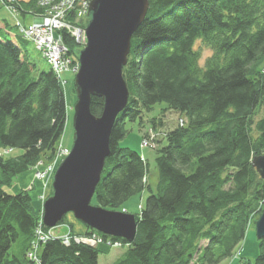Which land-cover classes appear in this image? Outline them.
Returning <instances> with one entry per match:
<instances>
[{
	"label": "trees",
	"instance_id": "1",
	"mask_svg": "<svg viewBox=\"0 0 264 264\" xmlns=\"http://www.w3.org/2000/svg\"><path fill=\"white\" fill-rule=\"evenodd\" d=\"M41 1L11 3L23 17L42 16L49 8ZM9 28L0 23V264H98L103 250L75 241L72 223L67 242L46 235L42 208L31 195L34 184L15 193L4 190L39 160L54 157L67 121L60 73L50 65L41 69L29 58V42ZM60 33L77 61L80 45ZM196 41L212 51L203 65ZM263 60L264 0H148L122 68L127 104L112 127L110 153L90 203L121 211L133 196L146 189L148 195L133 214L131 241L82 223L88 236L127 246L115 264H220L232 257L264 210V178L252 165L264 154ZM162 102L166 107L157 117L144 119ZM102 110L103 99L93 96L91 113ZM166 111L178 118L162 132ZM137 120L155 151L154 189L147 182V159L119 146L125 122ZM8 149L16 155L4 154ZM257 243L256 257L238 264H264V237Z\"/></svg>",
	"mask_w": 264,
	"mask_h": 264
},
{
	"label": "water",
	"instance_id": "2",
	"mask_svg": "<svg viewBox=\"0 0 264 264\" xmlns=\"http://www.w3.org/2000/svg\"><path fill=\"white\" fill-rule=\"evenodd\" d=\"M148 0H90L85 44L79 51L74 77L77 101L73 106V143L56 167L52 194L42 204V223L57 226L71 213L88 227L131 241L136 231L133 214L92 205L105 158L110 153V133L117 115L128 100L122 75L130 41L143 22ZM103 99L99 116L90 111L92 97ZM253 167L264 178V154L255 156ZM256 238L264 237V210L255 220Z\"/></svg>",
	"mask_w": 264,
	"mask_h": 264
},
{
	"label": "rangeland",
	"instance_id": "3",
	"mask_svg": "<svg viewBox=\"0 0 264 264\" xmlns=\"http://www.w3.org/2000/svg\"><path fill=\"white\" fill-rule=\"evenodd\" d=\"M11 1L15 2L17 0H11ZM11 1L10 0H0V23H7L10 27L9 29L11 30L10 31L11 33L15 34L19 32L18 30L19 24L25 28H29L33 24H38L36 22L40 21L41 17H39L38 19L34 15L29 14V13L24 15V17L21 16L20 14H17L16 9L14 8V5L13 3H11ZM5 2L11 3V6L9 4L8 6ZM65 9L68 10L69 8L65 7ZM65 9L61 8L59 13H61V11ZM85 9L87 10L86 13H84L85 15H83L82 17H79L77 20V21L79 20L81 21V23H79L78 25H79V28L80 29L83 28V30L85 29V26L87 25V22L89 19L88 5L85 6ZM79 10L80 9H78L76 6V7H72L66 13L69 17H74L76 12H78ZM64 16H65L64 17L65 19H69L67 18L66 15ZM73 21H75V19ZM85 23L86 25L84 27L80 25V24L84 25ZM77 34H79L78 31H76L75 35ZM23 39L27 40L25 38ZM46 39H49V38L47 37L45 38V40ZM74 40L76 43L79 42L76 40V38ZM27 41L29 42V44L27 45V51L29 53V58L35 63H37V65L41 69L47 70L49 68L48 63L42 59V56L39 54V51L36 50L31 40L28 39ZM54 42H56V40H54ZM59 45L61 44L58 43L56 46H53L57 54L61 51L59 48ZM83 46L80 47V50L82 49ZM194 48L199 50V53H200L199 63L200 65H203L205 59L212 54L211 49L205 46L204 44H202L201 41H196ZM78 56H79V52H78ZM261 67H264V60L261 63ZM78 68L79 67L76 66L74 69L75 70L74 72L72 70H64L60 72V77L63 80L62 84H63L64 91H65V100H66V105H67V121H66L64 131L59 139L58 147L66 150V152L68 153L73 143V133H74L73 125H72V117L74 114L73 106L77 101L76 93L74 90L75 88L74 77H75V73L77 72ZM164 107H166V103L164 102L156 104L151 111L144 112V115H143L144 119L146 118L150 119L152 117H157L160 114V112L164 109ZM177 118H178V115L174 114L173 111H166L164 115L165 121L164 123H162V125L164 124L165 125L158 129H160L162 132H165L166 130L176 125ZM138 122L139 120L134 121V122L132 121L125 122L124 127L127 130V133L125 137L119 141V146L126 147L131 150H135L138 153H140L141 156L147 159L148 165H149V174L147 176L148 177L147 182L150 184L152 189H154L156 182H157V170H156V166L154 163L155 151L153 150L152 146L150 145L145 146L143 142L145 138L143 139L141 137L140 127H139ZM146 124L147 123H143V126L147 127ZM154 135L155 134H153L152 136L149 135V137L151 138ZM16 153L17 151L8 149V150H5L4 154H7L8 156H14L16 155ZM59 153L60 151L57 150L55 152L54 157L51 158L50 160H47V161L39 160L31 172L28 171L23 176L21 175L17 176L12 186L4 187V190L8 193H15L22 188L29 189L34 184L33 189L31 191V195L35 193L33 201L35 202L37 207L42 208V204L47 198V194L50 193L51 182H52L53 176H50L47 179L45 178L44 180L43 179L40 180L35 177L34 170L39 171V172L45 171L48 168V166H50L54 162V160L58 158L57 155ZM65 156L62 157L60 155L59 161L61 162V160ZM147 195H148V190L146 189L140 194L133 196L127 202H125L124 205L120 208L122 209L121 212L128 211L129 214L138 213L140 209L143 207ZM35 197L36 198L38 197V198L35 199ZM253 220H255L254 216H253ZM249 221H251V219ZM70 222L72 223L77 222L78 224H80L81 227L84 228L82 223L77 221L74 218V216L71 213H69L66 216V220H64L62 224L57 225L54 228H48V230L51 229L52 235L73 237V235L70 232L71 228H69ZM71 231L73 230L71 229ZM74 237L80 238L81 240H83V242L87 244H90V245L95 244L99 246L101 249L105 248V251L102 249L103 251H101V253L99 254L98 264H115L116 259L120 257L127 249L126 245H123L122 247H120L119 242H114L110 240L103 241L97 234H94V236L93 235L88 236V234H85V233L75 232ZM258 251L259 250H258V243H257V238H256V232H255V224L249 223L247 231H246V235L243 241L237 246V248H235L232 257L223 260L220 264H238L240 261H245V260L252 261L258 254Z\"/></svg>",
	"mask_w": 264,
	"mask_h": 264
},
{
	"label": "built area",
	"instance_id": "4",
	"mask_svg": "<svg viewBox=\"0 0 264 264\" xmlns=\"http://www.w3.org/2000/svg\"><path fill=\"white\" fill-rule=\"evenodd\" d=\"M11 1V0H10ZM59 2L56 4L53 3L52 0H42L41 3H43V6H47L49 8L42 16H35L39 19L41 17L40 21L36 22L38 24H33L29 28H25L18 25V30L21 36L25 39L31 40V42L34 44L37 51H39V54L42 56V58L51 66V68L56 72L60 73L64 70H72L75 71V67L78 66V62L75 61V59L72 58L71 53H69L68 48L65 46V44L62 43V36L61 31H66L69 35H71L72 38H76L77 41H79L77 44L83 46L85 44V33L83 28L80 29L79 25L75 22H77L79 17H82L86 13L85 6L89 4V1L87 0H58ZM12 2V1H11ZM80 9L78 12H76L75 16L73 17L72 21L70 19H65L64 15H67V11L70 10L72 7H76ZM65 7L69 8L68 10L65 9ZM63 8L65 10H62L61 13H59L60 9ZM43 17V18H42ZM43 21V22H42ZM76 31H78L79 34L75 35ZM51 35V37H50ZM49 38L46 39L45 38ZM51 38V40H50ZM56 38V39H55ZM56 42H54V40ZM58 43L60 48V52L57 54L53 46H56ZM145 146L150 143H147L145 140L143 141ZM60 151V153L57 155L58 158L54 160V162L48 166V168L43 171H35L34 175L37 179H47L50 176H53L55 169L57 165L59 164V157L60 155L63 157L68 152L66 150L59 148L57 149ZM66 152V153H65ZM59 161V162H58ZM45 199V198H44ZM42 235V234H41ZM46 235H52L51 229L48 230ZM94 236V235H93ZM46 236H41V239L45 238ZM64 237V242L68 241V238ZM80 238L74 237L75 241H80ZM83 241V240H81ZM95 245V244H94Z\"/></svg>",
	"mask_w": 264,
	"mask_h": 264
},
{
	"label": "crops",
	"instance_id": "5",
	"mask_svg": "<svg viewBox=\"0 0 264 264\" xmlns=\"http://www.w3.org/2000/svg\"><path fill=\"white\" fill-rule=\"evenodd\" d=\"M23 175H25V173L22 174L21 176H23ZM70 223H72V222H70ZM72 225H73L72 226L73 231L78 232V233H84L85 228L81 227L80 224H78L77 222H74V223H72ZM102 249L105 251V248H102Z\"/></svg>",
	"mask_w": 264,
	"mask_h": 264
}]
</instances>
